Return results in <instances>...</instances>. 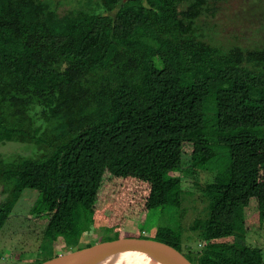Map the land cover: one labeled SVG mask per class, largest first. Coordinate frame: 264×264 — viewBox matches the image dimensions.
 I'll return each mask as SVG.
<instances>
[{
  "label": "trees",
  "instance_id": "obj_1",
  "mask_svg": "<svg viewBox=\"0 0 264 264\" xmlns=\"http://www.w3.org/2000/svg\"><path fill=\"white\" fill-rule=\"evenodd\" d=\"M222 1L79 0L61 15L51 0H0V143L36 153L0 155V229L25 190L43 196L52 254L31 264L146 238L109 233L180 207L183 156L198 172L221 153L224 170L195 182L209 202L198 249L169 228L153 239L192 264H263L246 208L264 223V45L213 42L199 22ZM102 220L108 236L75 248Z\"/></svg>",
  "mask_w": 264,
  "mask_h": 264
},
{
  "label": "rangeland",
  "instance_id": "obj_2",
  "mask_svg": "<svg viewBox=\"0 0 264 264\" xmlns=\"http://www.w3.org/2000/svg\"><path fill=\"white\" fill-rule=\"evenodd\" d=\"M51 2L56 5L61 15L79 7V0H51ZM199 25L217 44L262 46L264 45V0H224L218 6L217 13L205 17ZM0 155L10 158L18 155L36 156V153L29 144L6 141L0 143ZM227 163L228 155L221 153L218 158H214L197 172L191 167L190 157L184 155L180 207L175 205L158 207L142 214L136 221L129 220L120 231L113 228L109 236L119 234L153 239L157 237L160 228H169L183 235V243L191 247V250L186 248V251L194 252L196 248L198 249V240L196 241L198 236L191 227L197 218L206 217L209 204L208 197L195 182L204 184V181H212L224 170ZM42 200L43 196L35 191L27 189L23 192L6 224L0 229V264H31L37 259H42L45 254L46 256L52 254L50 250L43 248L46 245L43 231L47 221L43 216H39ZM255 212L256 203L253 200L246 208L247 241L253 246L261 247L264 256V223L260 225L256 222ZM96 223L92 234H82L80 238L72 240V243L77 244L75 248L108 236L107 233L105 234L106 222L102 220ZM58 251L62 253L60 249Z\"/></svg>",
  "mask_w": 264,
  "mask_h": 264
},
{
  "label": "water",
  "instance_id": "obj_3",
  "mask_svg": "<svg viewBox=\"0 0 264 264\" xmlns=\"http://www.w3.org/2000/svg\"><path fill=\"white\" fill-rule=\"evenodd\" d=\"M123 255H139L161 264H192L175 248L149 238H121L96 242L87 247L58 253L57 256L39 264H117Z\"/></svg>",
  "mask_w": 264,
  "mask_h": 264
},
{
  "label": "bare ground",
  "instance_id": "obj_4",
  "mask_svg": "<svg viewBox=\"0 0 264 264\" xmlns=\"http://www.w3.org/2000/svg\"><path fill=\"white\" fill-rule=\"evenodd\" d=\"M127 262L129 264H161L159 262L148 259L147 257L139 255H123L118 263ZM117 263V264H118Z\"/></svg>",
  "mask_w": 264,
  "mask_h": 264
}]
</instances>
